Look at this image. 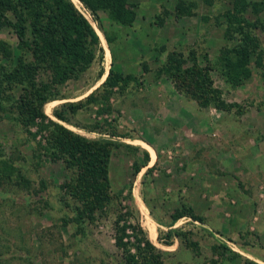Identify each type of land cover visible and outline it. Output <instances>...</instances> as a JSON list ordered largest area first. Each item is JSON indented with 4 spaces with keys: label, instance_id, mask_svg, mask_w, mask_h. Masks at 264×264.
Wrapping results in <instances>:
<instances>
[{
    "label": "rangeland",
    "instance_id": "obj_1",
    "mask_svg": "<svg viewBox=\"0 0 264 264\" xmlns=\"http://www.w3.org/2000/svg\"><path fill=\"white\" fill-rule=\"evenodd\" d=\"M177 1L128 0L125 25L114 21L107 5H94L102 32L89 10L72 0L99 35L102 52L79 78L57 87L59 99L44 105L47 119H36L35 125L21 121L16 103L2 100L0 170L6 174L0 175V264H122L114 239L121 213L122 222L141 226L166 264H264V68L252 61L250 76L239 86L229 85L222 59L237 39L225 38L222 14L232 9V0H211L210 5L184 0L196 3L197 10L180 19ZM247 1L251 6L242 24L260 40L264 66V0ZM104 32L112 39L110 47ZM0 40L12 49L13 66L22 58L14 74L22 84L29 55L19 50L10 28H0ZM172 51L195 52L198 65L209 68L223 107L202 109L167 76L157 75ZM2 64L8 67L5 59ZM110 69L135 81L116 88L107 105L97 101L69 114L64 104L84 101ZM38 79L48 82L49 77L40 73ZM14 92L17 99L23 90ZM55 111L65 113L67 122L56 119ZM48 119L88 140L122 144L111 156V200L93 222L77 225L73 210L80 204L68 195L69 205L63 202L60 187L71 174L62 161L39 157L37 142L45 144L48 132L36 141L26 133H37ZM139 141L157 154L151 166L149 154L154 159L155 153ZM145 152L149 161L135 174L133 163L142 165ZM182 206L203 222L183 217L173 223L171 216ZM175 230L196 246L171 234Z\"/></svg>",
    "mask_w": 264,
    "mask_h": 264
},
{
    "label": "trees",
    "instance_id": "obj_2",
    "mask_svg": "<svg viewBox=\"0 0 264 264\" xmlns=\"http://www.w3.org/2000/svg\"><path fill=\"white\" fill-rule=\"evenodd\" d=\"M75 1H79L89 10L100 31L103 29L94 5H107L117 24L125 25L128 22V0ZM205 1L210 5L211 0ZM249 6L251 5L247 0H232V9L222 14L226 25L225 38L232 42L237 39L222 59V75L233 87L241 85L244 79L250 76L252 61L256 67L264 68L261 62L263 52L260 49V40L242 24ZM196 10V3L179 0L175 6L176 18L194 16ZM252 11H256V8H252ZM1 27L12 30L17 38L19 50L29 55L30 62L26 64L27 76L21 84V81L14 78V74L22 67V58H19L21 60L17 67L13 66V51L0 40V60L5 59L8 62V67L0 65V110L3 109L2 100H12V103H16L17 116L28 126L35 125L36 119H47L43 107L59 99L57 87L79 78L91 67L97 54L102 52L99 35L74 6L72 0H0ZM103 34L110 47L112 39L105 32ZM99 56L102 57L101 54ZM208 72V67L198 65L194 51L187 55L172 51L166 55L157 75L167 76L180 94L194 101L202 109L211 104L223 107L220 91L213 88ZM40 73L48 75V82L38 79ZM131 81H135V78L110 69L100 88L84 101L76 104L65 103L64 107L69 114L74 115L78 110L85 108V104L101 101L107 105L114 90L126 87ZM17 88H21L23 92L15 99L14 90ZM98 92H101L100 99L96 97ZM53 114L56 119L67 122L65 113L55 111ZM48 121L37 133H31L27 129L26 133L36 141L38 134L48 132V136L44 137L45 144L37 142L38 155L40 159L44 157L52 162L62 161L65 171L71 174L69 181L60 187L64 195L63 202L69 205L65 197L68 195L80 204L73 210L77 225L93 222L98 211H102L111 200V156L113 150L122 147V144L109 140H88L52 120ZM148 161V153L145 152L142 165L133 163L134 173H139ZM1 174L6 173L0 170ZM7 176L9 177V173ZM128 215L132 213L129 212ZM183 217L203 222L201 217L186 206L176 210L171 219L174 223ZM123 219L121 213L114 224L115 246L121 252V263L166 264L162 252L146 238L141 226L138 223L129 224L127 220L122 222ZM128 229L131 234L127 233ZM171 234L179 237L189 247L196 246L187 234L176 230ZM245 264L257 263L245 260Z\"/></svg>",
    "mask_w": 264,
    "mask_h": 264
},
{
    "label": "crops",
    "instance_id": "obj_3",
    "mask_svg": "<svg viewBox=\"0 0 264 264\" xmlns=\"http://www.w3.org/2000/svg\"><path fill=\"white\" fill-rule=\"evenodd\" d=\"M145 144V145H147V146H149L152 150H153V147L151 146V145H148V144H146L145 142H143V141H139L138 142V146H140V147H142L141 146V144ZM143 148V147H142ZM221 148V150L219 149H217V152L218 153H220L221 151H222V149H224V147H220ZM144 149V148H143ZM145 150V149H144ZM147 151V150H146ZM154 151V150H153ZM148 152V151H147ZM149 153V152H148ZM154 153H155V158L154 159H152V157H151V155L149 154V157H150V161H149V166H151L153 163H155L156 161H157V154H156V152L154 151Z\"/></svg>",
    "mask_w": 264,
    "mask_h": 264
}]
</instances>
